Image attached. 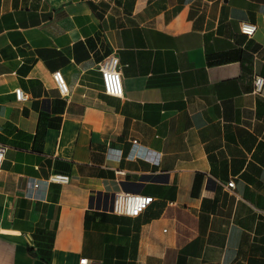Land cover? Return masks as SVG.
Wrapping results in <instances>:
<instances>
[{"label":"crops","instance_id":"crops-1","mask_svg":"<svg viewBox=\"0 0 264 264\" xmlns=\"http://www.w3.org/2000/svg\"><path fill=\"white\" fill-rule=\"evenodd\" d=\"M255 75L264 0H0V264H264ZM116 192L153 200L119 214Z\"/></svg>","mask_w":264,"mask_h":264},{"label":"built area","instance_id":"built-area-1","mask_svg":"<svg viewBox=\"0 0 264 264\" xmlns=\"http://www.w3.org/2000/svg\"><path fill=\"white\" fill-rule=\"evenodd\" d=\"M256 30V24L243 21L240 23V32L247 36H251ZM97 69L101 76L102 90L105 94L122 97L123 86L121 68L119 64L118 56L115 52H110L104 56L98 63ZM52 77L56 83V86L61 94H68V87L63 80L62 74L59 70L52 73ZM253 85L255 92H261L264 85V78L260 75H255L253 78ZM15 98L17 100H24L26 95L24 92L17 88L14 91ZM7 145L0 142V171L2 170L3 161L5 158ZM48 182L63 183L68 181V176L63 174H52L46 180ZM233 181L227 182L228 187H232ZM42 185V182L33 180L30 182L32 188H38ZM153 200L152 196L133 194L128 192H116L113 194L111 201V210L119 214H125L129 216L138 215L147 205ZM2 228L0 225V233ZM78 264H88V256L85 252H81L78 258Z\"/></svg>","mask_w":264,"mask_h":264},{"label":"water","instance_id":"water-1","mask_svg":"<svg viewBox=\"0 0 264 264\" xmlns=\"http://www.w3.org/2000/svg\"><path fill=\"white\" fill-rule=\"evenodd\" d=\"M112 198H113V194H112ZM111 201H112V199H111Z\"/></svg>","mask_w":264,"mask_h":264}]
</instances>
